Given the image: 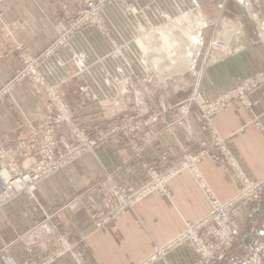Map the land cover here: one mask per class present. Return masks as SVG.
Returning a JSON list of instances; mask_svg holds the SVG:
<instances>
[{"label":"crops","instance_id":"crops-1","mask_svg":"<svg viewBox=\"0 0 264 264\" xmlns=\"http://www.w3.org/2000/svg\"><path fill=\"white\" fill-rule=\"evenodd\" d=\"M153 1L114 0L105 9L112 36H101L96 30L78 34L66 48L41 62L47 82L57 85L71 105L86 102L76 121L94 136L106 128L107 121L157 107L160 100H166L171 108L158 136L141 158L135 157L129 138L122 134L99 142L92 152L42 180L35 197L21 194L3 205L0 264H24L29 257L33 258L31 264H36L55 248L56 236L65 233L70 234L82 262L79 256L65 253L49 264L140 263L155 244H165L184 229L186 222L203 218L210 203L195 176L184 170L169 181L170 196L154 192L98 227L92 214L106 210L103 189L112 184L136 188L146 181L144 162L166 169L187 147L217 153L216 135L226 139L250 179L264 177V82L250 92L251 108L232 98L211 116V126L202 119L200 107L237 81L264 70V36L248 16L252 9L264 21V0H196L191 9L205 27L194 38L187 32L186 42L193 39L195 48L188 67L167 78L159 89L146 67L134 60L131 68L121 58L123 54L136 58L133 45L130 51H121L128 37L124 30L132 29L130 32L138 37L142 33L141 16L158 7ZM62 3L77 7L73 0L0 1V88L13 77L18 65L15 42L40 54L68 27V20L58 13ZM216 37L228 44L227 51L212 48L211 40ZM110 53L117 57L111 76H128L133 83L126 94L108 88L102 78L93 84L103 71L97 59ZM44 103V89L39 83L26 80L13 87L11 96L0 102V151H14L16 137L25 125L41 120ZM199 169L220 200L238 192L235 176L212 159L206 158ZM240 221L241 236L228 253L205 264H245L248 253L264 240V193L248 208L247 218ZM154 264H198V256L188 244H182Z\"/></svg>","mask_w":264,"mask_h":264},{"label":"built area","instance_id":"built-area-1","mask_svg":"<svg viewBox=\"0 0 264 264\" xmlns=\"http://www.w3.org/2000/svg\"><path fill=\"white\" fill-rule=\"evenodd\" d=\"M110 4L111 0H84L83 8L77 17L72 19L71 24L40 54H34L23 43H18L19 63L14 77L0 88V102L11 96L15 83L33 78L44 89L45 103L39 123L28 122L16 137L14 151H0V208L21 194L35 197L42 180L85 153L92 152L99 142L122 134L129 138V146L135 157L141 158L146 147L158 136L159 126L165 122V114L171 108L166 100L160 101L157 107L138 109L136 113L109 120L106 128L94 136L88 128L76 121L77 112L85 107L86 102L81 101L77 106L71 105L57 85L46 80L47 72L42 65V59L66 48L74 36L91 30H96L104 37L112 34L111 24L105 12ZM141 43L139 40L137 45H134L138 47V54L143 60L144 54L147 57L149 53L142 45L140 47ZM211 46L219 51L228 47L227 43L218 38L211 40ZM107 73L108 69L105 68L101 76L103 74L112 79ZM113 79L117 82L110 84L108 80V88L120 91L117 84L123 85V79ZM262 82L264 70L237 81L219 97L201 104V117L205 124L211 126V116L226 106L232 98L239 99L245 107L251 108L249 94ZM214 134L216 135L215 131ZM214 145L218 152L212 154H209L206 148L192 150L187 147L166 169H160L154 162H144L146 181L136 188L127 184H112L103 189L106 210L92 214L97 226L101 227L123 211L132 209L137 202L154 192L170 196L169 181L182 171L189 170L210 203L209 212L198 221L186 222L184 229L165 244H155L150 254L138 264H154L163 259L170 250L182 244H188L195 251L198 264L224 257L234 241L241 236L240 218L246 219L248 208L262 197L264 177L250 179L229 149L225 138L216 135ZM206 158L227 168L235 176L239 185L235 196L226 201L218 198L199 169V164ZM54 242L55 250L36 264H49L65 253L79 256V261L82 262L83 257L69 233L57 235ZM263 256L264 240L248 253L245 264H261ZM32 262L33 258L29 257L23 263Z\"/></svg>","mask_w":264,"mask_h":264},{"label":"rangeland","instance_id":"rangeland-1","mask_svg":"<svg viewBox=\"0 0 264 264\" xmlns=\"http://www.w3.org/2000/svg\"><path fill=\"white\" fill-rule=\"evenodd\" d=\"M59 1L64 2L65 0H59ZM73 1L77 6L76 8H73L71 6H66L65 4L62 3V7L58 11L60 15L62 14L68 20L69 23L68 26L71 24L72 19L74 20L77 17V15L80 13L84 3V0H73ZM113 1L114 0H111V2ZM121 2L124 3V0H121ZM195 2L196 0H154L152 3H155L154 6L155 7L158 6V7H156L154 10L151 9L152 11L151 13H147L141 16L143 25L142 27H140V30L142 33L138 37H135L134 36L135 34L130 32L132 31V29H129L130 30L129 32H127L126 30L127 28H125L124 30V33L127 34L128 37H127V41L123 42L121 51L122 52L130 51L131 50L130 46L133 45L131 46V48L133 50H136V52H140L138 47L135 46L134 44L138 43V41L141 40L142 41L141 45H143V47L146 46L145 49L148 51L149 56L146 57V54H144L145 58L142 60L139 54H136L135 59L126 57V55L123 54L121 56L122 60L126 62L127 66H130L131 68L132 66H134L132 64L134 60H136L138 64L142 65V68L146 67L147 73L151 74L152 81H154V84L158 89L160 87L165 86V84L168 82L167 78H170L176 74L181 73L184 69L188 67V61H189L188 59L189 57L192 56L195 48H193L194 45L192 44L194 43L193 39H191L192 41L190 40L191 42L187 41L188 42L187 43L186 37L188 36V33H189V38L197 37L198 34L201 32L200 29L201 28L203 29L205 27L204 22L201 21L196 10L191 9L193 6H195L194 4ZM164 4L166 5L168 4V6L165 9L159 7L160 5L164 6ZM248 16L249 19H252L257 24L258 31L261 37L264 36V21L262 20V18L258 16L256 13H254L252 9L248 10ZM2 18H3V14L0 11V20H2ZM165 21H168L167 26L163 25ZM60 34L57 36V38L60 36ZM110 36H112V34ZM18 43L19 42H15L13 45V50L16 55L17 63H19L18 50H17ZM227 49H225L224 51H227ZM102 58L103 61H101ZM96 62L104 70L105 68H107L108 73L106 75L109 74L111 76L110 72L113 71L112 66L114 62L115 63L117 62V57L114 56V54L110 53L102 57H99ZM108 65L109 67H107ZM114 69H117L116 66H114ZM98 78H102L104 80V83L106 84H108V80L110 81V84L111 83L115 84L117 82L115 81V79H113V77L112 79H108V76H105L103 74L101 76V72H100V74H98V76L95 77V81L93 82V84L96 81H97L96 83L100 81ZM27 80L35 81L38 84V82L33 78ZM25 81L26 80L21 82H25ZM21 82H17L15 83V85ZM123 82H124L123 85L117 84V86L120 87V91H115V92L119 94H126L129 91V89L132 87L133 84L131 83V79H129L128 76H125ZM100 97L101 96H99V98ZM54 250L55 248L51 250L49 254H51ZM26 259H24L23 262Z\"/></svg>","mask_w":264,"mask_h":264},{"label":"bare ground","instance_id":"bare-ground-1","mask_svg":"<svg viewBox=\"0 0 264 264\" xmlns=\"http://www.w3.org/2000/svg\"><path fill=\"white\" fill-rule=\"evenodd\" d=\"M251 7V6H250ZM240 35V34H239ZM238 36V35H237ZM192 41V40H191ZM193 44V43H192ZM141 46V44H139ZM143 46V45H142ZM144 48H146V46H144ZM148 52V51H147Z\"/></svg>","mask_w":264,"mask_h":264}]
</instances>
